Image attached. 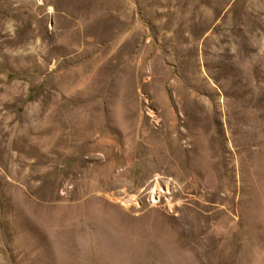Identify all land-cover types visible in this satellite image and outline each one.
<instances>
[{
	"label": "rangeland",
	"instance_id": "rangeland-1",
	"mask_svg": "<svg viewBox=\"0 0 264 264\" xmlns=\"http://www.w3.org/2000/svg\"><path fill=\"white\" fill-rule=\"evenodd\" d=\"M0 264H264V0H0Z\"/></svg>",
	"mask_w": 264,
	"mask_h": 264
}]
</instances>
